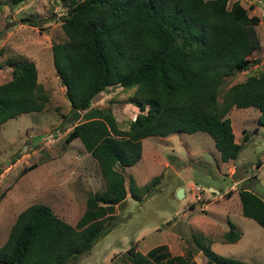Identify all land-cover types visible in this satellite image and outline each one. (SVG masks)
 Returning a JSON list of instances; mask_svg holds the SVG:
<instances>
[{
    "label": "trees",
    "instance_id": "1",
    "mask_svg": "<svg viewBox=\"0 0 264 264\" xmlns=\"http://www.w3.org/2000/svg\"><path fill=\"white\" fill-rule=\"evenodd\" d=\"M56 1L65 8L60 17L64 38L51 42L50 50L55 76L70 102L63 117L72 124L62 142L78 138L96 161L105 189L88 196L75 225L45 203L18 212L0 246V264H67L91 250L115 206L130 192L132 179L127 184L115 168L139 161L143 137L206 131L220 160L227 162L242 147L233 140L227 112L252 106L259 112L257 122L264 124V68L248 71L259 61L252 58L260 44L259 19L249 16L240 1L230 8L228 0ZM3 65L12 72L0 83V127L18 114L41 111L49 99L37 82L34 61L12 54ZM238 71L246 72L243 79L224 86ZM112 85L130 91L128 101L137 108L127 129L120 128L109 106H90ZM150 184L135 187L130 195L140 198ZM238 195L240 213L264 229V198L249 188L238 189ZM234 226L229 222L224 242L238 238ZM191 238L206 264H252L215 253L203 234ZM129 251L131 264H197L192 251L175 255L164 244L145 255Z\"/></svg>",
    "mask_w": 264,
    "mask_h": 264
},
{
    "label": "rangeland",
    "instance_id": "2",
    "mask_svg": "<svg viewBox=\"0 0 264 264\" xmlns=\"http://www.w3.org/2000/svg\"><path fill=\"white\" fill-rule=\"evenodd\" d=\"M234 1L228 0L229 8ZM238 1L249 16L259 19L260 44L252 54L259 61L248 70L256 73L264 68V0ZM64 9L56 0H0V63L12 54L34 61L37 82L49 96L41 111L18 114L0 127V244L6 239L17 213L28 205L45 203L58 217L75 225L88 196L105 189L106 182L95 160L83 150L78 138L67 145L62 142V137L72 128L63 117L70 103L65 88L55 76L50 44L64 38L60 24ZM11 72L10 66L3 65L0 83L9 80ZM245 74L238 71L226 79L224 86L242 80ZM129 93L112 85L96 95L90 106H109L118 125L127 129L137 112L128 101ZM253 109L234 107L229 113L242 147L228 176L219 173L220 168L226 172L227 165H221L216 159L220 153L206 131L142 138V157L134 166L124 169V175H131L133 179L128 186L130 192L115 206L91 250L67 264H130V248L146 253L159 244L170 245L173 254L190 250L196 263L206 264V257L191 238L203 230L215 241L212 246L215 253L264 264V229L240 213L236 192L249 188L264 198V167L258 170L256 165L264 157L261 150L264 127L257 120L249 119L247 130L241 133L236 118L237 111L249 115ZM244 135L246 141L242 140ZM32 164L36 167L21 173ZM244 176L247 178L234 183L236 178ZM233 183L232 192L236 193L231 198L218 197ZM147 184L149 189H142L140 198L130 195L135 187L140 189ZM180 187L184 195L179 199L176 192ZM225 207L229 214L224 212ZM230 221L241 232L234 244L224 242Z\"/></svg>",
    "mask_w": 264,
    "mask_h": 264
},
{
    "label": "crops",
    "instance_id": "3",
    "mask_svg": "<svg viewBox=\"0 0 264 264\" xmlns=\"http://www.w3.org/2000/svg\"><path fill=\"white\" fill-rule=\"evenodd\" d=\"M38 71V70H37ZM242 73H245V72H242ZM10 77H11V75H10ZM10 79V78H9ZM8 81V80H7ZM6 82V81H5ZM3 83V82H2ZM130 104H132V103H130ZM132 106L135 108V109H137L135 106H134V104H132ZM234 107H237V106H234ZM234 107H232L228 112H227V114H226V116L228 117V118H230V111L232 110V109H234ZM237 108H240V107H237ZM247 108H253L252 106H250V107H244V108H240V110L241 109H247ZM137 113V112H136ZM135 113V114H136ZM237 122H238V126H239V132H244V131H246L247 130V120H249V119H251V120H253L254 122L257 120V116H258V114H259V112H258V110L256 109V108H254L253 110H252V113L251 114H249V115H241V113H240V111H237ZM134 119V117L132 118V120ZM230 120H231V125H232V130H233V133H234V136H235V138L233 139L234 141H236V142H239L237 139H238V134L236 133V125L233 123V120H232V118H230ZM258 123V122H257ZM259 124V123H258ZM261 125V127H264V124H260ZM121 128V127H120ZM260 128H258L257 127V130H259ZM144 138V137H143ZM142 140V139H141ZM264 150V143L262 142L261 143V150ZM262 150V151H263ZM264 154V153H263ZM264 155H262V157H263ZM141 157H142V154H141ZM140 157V158H141ZM237 158V157H236ZM220 163H221V165H227V170H226V172L225 171H223L221 168H220V170H219V173H220V175L222 174V175H229V174H231L232 172V170H234V168H235V164H234V166H233V162L235 161V158H234V160L233 159H230V160H228L227 162H223V161H221L220 160V157L219 156H217V158H216ZM262 159V158H261ZM263 159H264V157H263ZM257 160V163H256V165H257V167L259 168L258 170H260V169H262V167H264V160ZM96 162V161H95ZM218 162V163H219ZM137 163V162H136ZM97 164V163H96ZM219 165V164H218ZM132 166H134V165H132ZM132 166H129V167H120V166H116V168L115 169H117L118 171H120L121 173H122V175H123V177H124V181L125 180H128V179H132V176L131 175H128V176H125L124 175V169L125 168H131ZM98 167V166H97ZM222 167V166H221ZM99 172V171H98ZM100 174V173H99ZM101 176V175H100ZM102 178V177H101ZM247 178V176H244V177H241V178H236V180H234V183H236V182H240V181H242V180H244V179H246ZM103 179V178H102ZM133 180V179H132ZM234 183H233V185H231L227 190H225V192H223V194L222 195H220V196H218V197H223V195H225L226 197H224V199H229V198H231L230 196H233L236 192H237V194H238V191H236V192H232L233 191V186H234ZM210 189L212 190V191H214V192H217V190L216 189H214V188H212V187H210ZM229 190H231V194L232 193H234V194H230V195H227L226 193L229 191ZM221 202V201H220ZM204 209V208H203ZM225 211V213H227V214H229L228 212H229V210L225 207V209H224ZM231 222V221H230ZM231 223H233V222H231ZM235 226H234V230H238V228H237V226H236V224L235 223H233ZM228 229H229V226H228ZM203 231H205V230H203ZM203 231H201L202 232V234L204 235V236H206V238H208L209 240H210V238L207 236V234H206V232L205 233H203ZM228 231V230H227ZM227 231H225V233L227 232ZM238 238L236 239V240H234V242H232L231 244H234L235 242H237L238 240H239V237H240V231L238 230ZM201 234V235H202ZM5 241V240H4ZM3 241V242H4ZM2 242V243H3ZM213 242H215V241H212V240H210V247H211V249H212V246H213ZM1 243V244H2ZM228 243V242H227ZM1 244H0V246H1ZM164 245H167V247H168V250L170 251V249H171V247H170V245H168V244H164ZM214 247V246H213ZM213 250V249H212ZM134 251H136V250H134ZM136 252H139V251H136ZM141 252V251H140ZM139 252V253H140ZM143 255H145L146 253H143V252H141ZM170 253H172V252H170ZM173 254V253H172ZM184 254V253H183ZM183 254H180V255H183ZM176 255V254H175ZM199 255H201V254H199ZM205 256V255H204ZM198 257H200V256H198ZM206 257V256H205ZM194 260V259H193ZM131 264V263H130ZM198 264V263H197ZM200 264H202V263H200Z\"/></svg>",
    "mask_w": 264,
    "mask_h": 264
},
{
    "label": "water",
    "instance_id": "4",
    "mask_svg": "<svg viewBox=\"0 0 264 264\" xmlns=\"http://www.w3.org/2000/svg\"><path fill=\"white\" fill-rule=\"evenodd\" d=\"M70 103V102H69ZM183 195H184V189L183 188H178V190H177V192H176V196H177V198H182L183 197ZM202 255L204 254V253H201Z\"/></svg>",
    "mask_w": 264,
    "mask_h": 264
},
{
    "label": "built area",
    "instance_id": "5",
    "mask_svg": "<svg viewBox=\"0 0 264 264\" xmlns=\"http://www.w3.org/2000/svg\"><path fill=\"white\" fill-rule=\"evenodd\" d=\"M198 189H200V188L198 187Z\"/></svg>",
    "mask_w": 264,
    "mask_h": 264
}]
</instances>
